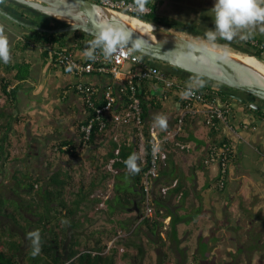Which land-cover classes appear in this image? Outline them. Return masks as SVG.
<instances>
[{
	"label": "trees",
	"instance_id": "16d2710c",
	"mask_svg": "<svg viewBox=\"0 0 264 264\" xmlns=\"http://www.w3.org/2000/svg\"><path fill=\"white\" fill-rule=\"evenodd\" d=\"M93 1L102 3V0ZM129 1L151 9L150 14L132 16V18H140L163 28L171 26V21L178 20L162 15L159 12L162 2L157 0ZM180 20L184 22L190 20L192 24L191 22L189 24L195 32L201 29L200 17L197 15L195 19H192L191 15L188 18L181 17ZM22 29L24 30L21 33L22 40H18L14 50H9V61L0 62V173L13 160H20L19 155L13 156L12 150L7 148V145L12 146L9 130L16 122L23 130L22 123L26 121L23 117L15 119L9 112L15 110L17 94L22 88L21 84H14L32 77L33 65L29 62H15V55L29 48L39 47L42 49L45 63L49 60L52 62V67H56L59 65L58 56L61 52L67 51V54L73 55L76 49H83L94 38L80 32L49 35ZM70 35L76 36L73 47L68 45L67 38ZM241 48L243 50L237 52H244L260 60L264 59V41L250 37L243 41ZM63 69L66 70L64 67ZM170 74L176 75V73ZM180 81L182 85L194 87L198 93L207 95L211 100L218 98L222 103L233 104L234 99L219 91L222 86L208 79L202 80L204 84L197 85L183 76ZM134 85L135 96L141 100L144 119L147 122L145 133L150 138L151 112L162 109L160 99L152 95L150 88L156 91L158 87H164L155 80L138 81L134 82ZM164 90L166 94L179 93L177 88L170 90L164 88ZM73 91L83 97L81 93L74 89ZM131 94L130 86L125 83L119 105L115 107L116 111L120 112L124 109ZM93 102L96 106L102 105V101L97 96L94 97ZM179 102L183 105L185 100L182 99L181 102L179 99ZM260 103L264 104L262 101ZM84 105L88 115L78 129L80 148L84 146L81 127L90 120L94 112L85 102ZM242 106L247 115H252L256 119L254 127L264 122V111L254 110L248 105L242 104ZM209 129V136L215 143L220 141L232 143L229 137L223 134L225 128L219 122ZM18 133L20 137L24 135L20 131ZM117 134H124L126 138L119 139ZM218 136H221L220 140H216ZM181 138L182 136L178 137ZM194 139L196 140L191 135L187 140ZM101 142L107 149L105 154L91 151L92 148L99 147ZM139 144L140 141L131 126H118L108 119L105 129L94 128L86 145L85 149L94 157L90 160L91 170L82 165L57 169L55 166L57 162L49 161L48 173L44 177L27 171L14 172L13 198L8 200L1 198L0 216L11 222L9 224L0 222V264H118L119 258L131 259L133 264H143L148 247H154L159 264H174L169 251L175 249L186 254V251L180 247L182 241L179 226L195 220L201 212V208L196 204L188 203L192 196V185L188 184L181 172L168 180L165 177L166 163H161L159 177L154 180L151 191L153 211L152 214H148L144 193L147 164L141 160ZM150 152L151 147L148 145L147 163ZM52 153L68 155L73 160L83 157L82 151L80 152L70 140L61 141L52 149ZM19 154H22V149L19 150ZM132 154H136L139 167V171L135 173L125 164ZM213 181L215 186L211 189L224 194L226 185L221 189L216 187L218 179L215 178ZM206 186L210 189L209 184ZM165 188L167 191H164ZM6 207L12 211L8 212ZM184 210L187 213H183ZM167 219H170L168 226L165 224ZM34 231L40 233L41 251L36 256L32 255V241L29 238V233ZM163 233L166 234V238L163 237ZM213 239L205 236L200 238L204 257H210L208 249ZM111 242L113 246L105 253ZM121 247H125L126 251L120 255ZM94 253L97 255H93ZM193 260L198 261V255H194ZM149 264H153L151 259Z\"/></svg>",
	"mask_w": 264,
	"mask_h": 264
},
{
	"label": "rangeland",
	"instance_id": "374dc122",
	"mask_svg": "<svg viewBox=\"0 0 264 264\" xmlns=\"http://www.w3.org/2000/svg\"><path fill=\"white\" fill-rule=\"evenodd\" d=\"M93 1V0H92ZM159 1V0H157ZM165 4L160 6L159 12L162 15H165L167 17H172L178 19L177 21H171V26L164 27L165 29H168L172 32L184 34L190 38L197 39L200 42L208 45L213 46L212 44L206 42L204 39V34L207 31V29H213V18L211 17L212 14L209 12L213 6H214V0H164ZM8 10V9H7ZM5 10V11H7ZM209 12V13H208ZM192 15V19H195V16L200 17L201 22V29L196 31L192 30V26L189 24L191 22L188 20V22H184L183 20H180L181 17L188 18ZM16 18H20L17 15H14ZM126 16V15H125ZM127 17V16H126ZM25 21H30V19H23ZM32 20V19H31ZM0 22L2 24H5L6 26L10 27L9 30L3 29L0 26V35H4L8 41H9V50L13 49L14 40L16 39V35L18 33H22L24 30L22 26L17 25L16 23L10 21L9 19L3 17L0 15ZM37 23L41 27H48L47 22L43 21L41 18H37ZM149 23V22H148ZM192 24V22H191ZM196 24V23H193ZM264 27V25H257L255 28L248 29L247 31H251L252 35L251 37H254L257 39V41H264V31H261V28ZM28 29V28H26ZM243 34V33H242ZM68 39V38H67ZM243 41L239 38V35L234 38L232 41H226L223 39H218L216 42V45L213 47H217L221 49L222 51L226 53H233L231 51H236L234 54H239L237 51L243 50L241 47L243 45ZM230 48V49H228ZM244 52H242L243 54ZM245 54V53H244ZM23 57H26V54H19L17 60L19 63L24 61ZM264 60V59H263ZM33 61L38 64L35 65L34 73L38 75V73L41 70L40 62L37 58H33ZM154 65L158 66L163 72L165 73H181L184 75H188L189 77H192L196 80H205L201 77L192 75L188 72H184L182 70H179L177 68L171 67L169 65H164L160 62L156 61H150ZM62 74L64 75V71L61 70ZM43 82H46V78H41ZM50 81V80H49ZM39 84H42L41 82ZM26 85L21 88V98L20 102L22 105L26 104V99L24 100V97L27 98L26 94H32L33 91L29 92L27 89H25ZM37 92V89H36ZM49 89V83L48 87L45 89L43 94H39V96L36 98L37 103H43L46 96L45 93H50ZM248 99V98H247ZM251 99V98H249ZM25 102V103H24ZM232 106L234 109H237L239 107H243L241 103L234 100ZM60 113V111H59ZM64 121H68L69 116L64 115ZM157 117L152 116L151 123L154 127L157 128L158 131H160L161 126L156 122ZM25 124V123H24ZM200 127L197 131H195L194 134L196 136V140H193L192 142H189L186 144L187 148L189 149L188 154L185 156L186 162L182 164L181 171L186 180L188 181L189 185H192V191L196 192V183L200 186L199 191V201L196 199L195 193L193 195V198L190 200L193 204H196L199 208H201V212L199 216L195 220H191L187 223L181 224L179 226L180 231V238L182 241L181 249L186 251V254H182L179 250H173L169 251L173 263L174 264H195L193 261L194 255H198L197 252V240L200 235L209 234L211 237H213L214 241L212 242L213 245L210 248L212 253L214 254L212 256L216 257L217 259L214 260L213 258L209 261V263L213 264H224V261H232L230 264H233L237 261V258L239 257L237 255V252L240 250L235 245L234 240H240L245 241L244 237V231L248 229L249 222L247 221V216H245L246 212H241L240 209L248 208V202L252 203L248 198H244L245 202H242L240 205L237 203V205L227 204L223 196V194L219 193L215 189H209L206 186V175L207 172L210 171L211 179L214 180L216 177V170L213 168H209L208 170H205L201 168V157L203 155V142L208 139L210 129L207 127L203 122H200ZM47 128V126H45ZM43 133H46L47 131L42 130ZM249 131L241 132L240 135H247ZM24 133V128H23ZM192 133L189 132L188 134ZM40 138V137H38ZM229 139L231 142L235 143V140L233 141V136L230 135ZM25 143V141H23ZM19 144V141L17 138H14V146H17ZM76 147L79 148L77 143L74 142ZM244 148L245 145L243 146ZM13 152V149H11ZM79 150V149H78ZM82 151L83 157L79 160H73L68 155H63L59 153L58 155L52 154L50 152V158L51 161H56V168H71L76 167L77 165H82L84 168L87 167L88 170H91L90 160L92 156L89 155L88 151L86 149H80V152ZM13 156L20 155L19 153H13ZM26 155H23V158H20V160H13L10 164H8L4 170V172H7L4 174H0V205H1V195L3 194V198L10 199L13 198L12 188L14 187L13 181H12V175L14 174V170L12 168L16 169V171L19 172H25L27 171L30 174H40L42 177L47 175L48 173V165L40 163L37 159L25 158ZM86 157V159L84 158ZM60 158H63L64 160H69V162H64ZM200 160V161H199ZM44 161V160H42ZM193 167H197L196 171H193ZM234 167V166H233ZM211 180V181H212ZM215 186V185H213ZM261 187V186H260ZM109 195V193L107 194ZM191 198V197H190ZM241 206V207H239ZM227 208L226 210H229V218L222 224H220V227H215V230L213 231L211 229V232H208V228L212 226H215V220L222 221L223 215H224V208ZM230 208V209H229ZM7 211L10 212L8 207H6ZM1 210V207H0ZM183 213H187L185 210L182 211ZM259 212V211H257ZM253 214L257 215V213L253 212ZM244 218H243V217ZM214 217L215 219H213ZM239 218H242V223L239 226L240 228L237 229L234 227V225L238 222ZM263 220V217H259ZM0 222H3L4 224H9L11 221L6 219L5 217L0 216ZM169 220L165 221L166 226H168ZM164 238H166V234H162ZM126 251L125 247H121L120 255ZM229 252V255L227 254ZM236 256V257H235ZM257 256H255L256 258ZM149 259L152 260L153 264H159L158 263V257L155 253L154 247H148V252L146 254V258L143 259V264H149ZM213 260V262H212ZM118 264H133V261L131 259L123 260L121 258L118 259Z\"/></svg>",
	"mask_w": 264,
	"mask_h": 264
},
{
	"label": "built area",
	"instance_id": "2783aa9c",
	"mask_svg": "<svg viewBox=\"0 0 264 264\" xmlns=\"http://www.w3.org/2000/svg\"><path fill=\"white\" fill-rule=\"evenodd\" d=\"M101 4L113 12L133 17L137 15H147L151 12L149 7L139 6L129 0H102ZM253 43L257 44L256 42ZM88 47L89 45H86L83 48V54ZM58 61V66L70 70L78 77L97 74L109 75L115 80H120L124 76L118 93L111 87L101 93V106H96L93 102L94 97H98V91L95 87L82 83L74 86L73 89L81 93L86 105L88 104L89 108L94 111L90 120L81 127V132L84 135V146L82 149L86 148L94 128L98 127L100 130L105 129L108 124V119L118 126H131L135 130V135L140 141L139 154L141 160L144 164H147V172L144 179V193L146 196L148 214H152L153 211L151 192L153 182L159 177L160 164H165L168 160V153L163 149V145L175 142L178 137L184 135L188 121H199L203 118L204 124L209 127L219 122L220 125L224 126L226 132L230 131L236 133L231 124V114L234 110L232 104L222 103L218 98L211 100L207 95L205 96L202 93H198L197 89L194 87L182 85L180 81L182 76L163 72L160 68L154 66L150 62V59L134 53L131 50H122L115 54L110 60H105L102 53L98 50L95 62L90 61L86 56L85 59H78L74 56V53L70 55L67 54V51H63L59 54ZM145 80H155L165 89L170 90L177 88L185 100V103L181 107L180 116L175 128L160 134L156 127L151 126L149 131L150 138H148L145 133L147 122L144 119L141 100L135 96L136 87L134 85V82ZM125 83L130 86L132 94L124 109L119 112L116 111L115 107L120 100L118 99V95L121 97L124 92ZM185 93L190 94L185 95ZM221 142L222 141L219 143L213 142L209 145L203 164L208 169L213 168L216 170L215 178L218 179L216 187L223 189L229 177L233 161L237 157V153L232 143ZM148 145L151 147V152L150 159L147 163L146 147ZM64 150H67V148H64ZM13 153L18 154L19 149H16ZM112 164L113 162L111 165ZM164 191H167V189L165 188ZM112 246L113 242L109 243L108 250H106L105 253H107ZM93 255H97V253Z\"/></svg>",
	"mask_w": 264,
	"mask_h": 264
},
{
	"label": "water",
	"instance_id": "95a60500",
	"mask_svg": "<svg viewBox=\"0 0 264 264\" xmlns=\"http://www.w3.org/2000/svg\"><path fill=\"white\" fill-rule=\"evenodd\" d=\"M22 6L30 8L36 12L42 13L60 24L65 26L47 29L40 25L25 22L17 19L7 11L0 8V15L10 21L40 33L49 35L84 33L94 37L97 29L101 26L112 25L118 28H124L131 35V41L127 47L132 46V42L139 45L136 50H131L152 61L160 62L165 65L177 68L192 75L208 79L222 88L219 91L243 105L257 111H264V107L258 103H249L247 98L234 94L229 90H234L246 95H250L259 101L264 102V73L247 65L234 56L223 52L221 49L208 46L197 39L186 35L172 32L160 26L153 25L154 28L148 32H143L133 27L128 21L121 17L119 13L113 12L101 3L92 0H10ZM144 21V20H142ZM146 22V21H145ZM264 63V60H262ZM162 89V94L164 93ZM244 117L245 112L242 108ZM235 109L231 114V119L238 120ZM245 124H243L244 126ZM235 127V124H234ZM240 133L243 131L241 125L235 127ZM248 128V126L244 127ZM46 130V128H44ZM47 135L46 133H42ZM264 138V132L261 140ZM246 145L242 154L244 166L242 171L245 176L239 183V192L245 195L250 190L254 193L255 188L260 189L256 193L257 202L253 206L262 212L264 218V182L258 186H252L251 181L254 169L248 166H258L254 164L253 150H259L254 143L245 140ZM245 183L247 185H245ZM252 199V198H251Z\"/></svg>",
	"mask_w": 264,
	"mask_h": 264
},
{
	"label": "crops",
	"instance_id": "0c3cea01",
	"mask_svg": "<svg viewBox=\"0 0 264 264\" xmlns=\"http://www.w3.org/2000/svg\"><path fill=\"white\" fill-rule=\"evenodd\" d=\"M18 40H22L21 33H18V35H16V39L14 40V45H13L14 47L18 43ZM75 40H76V36H73V35L68 36V45L73 47ZM14 47L12 50H14ZM13 53L15 52L13 51ZM21 53L26 54V57H23L24 61L22 62H29L33 65L32 77L26 81H23L21 83H16L14 85L21 84L23 87L25 84L26 85L25 89H27L29 92L33 91V93L26 94L27 98L24 97V100L26 99L27 103L22 105L20 102L21 92L19 91L17 94L18 101L15 103V110L10 111L9 113L13 115L15 119H17L18 117H23L25 119L24 121L28 122V126L26 127L27 128L26 130L29 132V136L30 137L32 136V138L33 137L38 138L39 134L41 135L43 133L42 130L47 131V134L51 133L50 132V129H52L50 128L51 126H53L56 129L60 128V126L57 123V118H58L57 111H58V105L60 104L61 100L63 101L66 100L67 104L71 106L73 104V102L71 101L76 100V98L79 97L77 96L78 94L76 95L75 93H71L69 88H72L79 83L91 85L96 88V90L98 91V99L101 100V93L110 87L113 88L118 93V90L124 80V76L120 80H115L109 75H97V74H90V75L78 77L76 74L72 73L70 70L66 69L64 71V69L58 65L56 67H52L51 61L48 60V62L45 63L43 56H42V49L39 47H32V48H29L25 52H20L16 54L15 59H14L15 62L19 63L17 58L19 54ZM74 56L78 59L80 58L85 59V55L83 54V49H76L74 51ZM33 58H37L40 62L41 70L38 73V75L34 73L35 65L38 66V64L33 61ZM61 70L65 72L64 75L62 74ZM176 75L188 78L189 81L194 83L195 85L204 84L203 81L193 79L192 77H189L188 75H184L181 73H176ZM41 78H46L45 80L46 82H43ZM40 82L42 84H39ZM48 83H49V89L51 92L45 93L44 96L46 97L44 99V102L38 104L36 102L37 101L36 98L39 96V94L44 93L45 89L48 87ZM158 88L159 89H157L156 91L153 88H150V91L152 92L153 96L158 97L160 99V102L162 104V109L152 111L149 120H150V124L153 126V124L151 123L152 116L165 118V125L161 127L159 131L160 134H163L164 132L171 131L175 128L177 120L180 116L181 107H182V104H180L179 99L182 102V99L184 98L182 94H179L177 92H173L172 94H166L164 92L162 94L163 88L161 87H158ZM36 89H37V92H36ZM118 99H120L119 95H118ZM118 105L119 103L117 104V107ZM235 113L238 116L237 117L238 120L234 121L233 119H231L232 126L234 127V124H235V127L237 125V127L239 128V125H241L243 129L242 132H245V131H249V132L247 135L241 136L240 132L237 131L235 127H234V130L236 131V133H232L230 131L223 132V134L227 135L228 137L232 135L233 141L235 140V143L232 142V144L236 149L237 157L234 160L230 168V176H229L230 182L228 183V186L226 188V193H225V195L228 194L229 196L230 195L234 196V198L235 196L239 197L242 195V192L241 191L239 192L238 185L242 181V178L245 176V173H242L243 166L245 165L244 162L242 161V154L244 151L243 142L245 140L255 143L257 147L260 146V148H262L260 149V153H261L260 156L262 158H260L259 160L260 161L259 164H261V166L256 168L257 171L255 170L256 173L252 175L253 181H251V183L255 182L257 185H259L261 182H264V157H263L264 138L263 140H261L262 134L264 132V122L259 124L257 127H254L253 126L254 123L257 122L254 116L246 115L244 117L242 110H238V109H235ZM86 115H87L86 110L84 108V119ZM200 122H203V118H201V120L199 121H188V124L186 125V131L184 135H182L181 139H177L175 142H171V143H167L163 145V149L168 153V160L166 161V164H165L166 165L165 171L167 172V175L165 177L168 180L174 177L176 173H180V172L182 173L181 167H182V164L186 162L185 156L189 152V149L187 148L186 144L189 142H192V140H187V139H189V137H191V135L194 134L195 131L199 129ZM243 124L245 125L243 126ZM45 126H47L46 130L44 129ZM246 126H248V128H244ZM18 131L23 133L21 125L17 124L16 122L11 126L9 130L10 142L12 146L7 145V148L13 149V152L17 148H19V150L22 149V154L19 155L18 157L23 158V155H26V153L31 150L27 146V141H26L25 136L23 135L20 137ZM191 131L192 133L188 134ZM117 137H119V139L121 138L125 139L126 135L117 134ZM193 137L196 138L195 135H193ZM14 138H17L19 141V144L17 146H14ZM71 138H72L71 141H73V143L74 142L78 143L77 136H72ZM220 138L221 136H218L216 137V140H220ZM23 141H25V143H23ZM57 141L58 143L60 142L56 138L53 140V142L49 143L51 146V148L49 149L50 152L52 151L53 147H56ZM213 142H214V139H211L210 136H208V139L203 142L202 147H204L203 149L204 151L201 157V161L199 160L201 163V168L203 169H205L204 168L205 166H203L202 162L207 155L209 145L212 144ZM38 145L39 144L34 145L33 148L37 149ZM92 150L95 153L102 154V155L107 152V149L106 147L103 146L102 142L100 143L99 147L92 148L91 151ZM50 152L48 155V159L50 158ZM88 153L90 156H92L91 159H94L90 151H88ZM84 158L86 159V157ZM60 159L64 162L65 161L69 162V160H64L63 158H60ZM196 168L197 167H193V171H196ZM209 174H210V171L207 172L205 180H206V185L209 184L210 189H211V187L214 185V181L211 179V176ZM199 191H200V186L198 183H196V192L192 191V196L189 199L188 203L193 204L192 202H190V200L193 198L194 193H195L196 199H198L199 201V195H200ZM248 198L253 199V195L251 193L248 194ZM236 203L237 202L235 201L234 204L236 205ZM250 218L251 216L247 217L248 220H252ZM240 220L242 221V218ZM203 236H209V235L205 234Z\"/></svg>",
	"mask_w": 264,
	"mask_h": 264
},
{
	"label": "flooded vegetation",
	"instance_id": "af4514ba",
	"mask_svg": "<svg viewBox=\"0 0 264 264\" xmlns=\"http://www.w3.org/2000/svg\"><path fill=\"white\" fill-rule=\"evenodd\" d=\"M159 2H162V5L165 4L164 0H159ZM0 8H2L3 10L8 9L7 10L8 13H10L11 15H13V14L17 15L18 17H20L19 18L20 20L30 19V21H25V20H23V21L33 23V24H37V25H39L37 23V18H41V19H43V21L47 22L48 27H45L47 29H54V28H59V27L65 26L64 24L57 23L55 20H53L52 18H50V17H48L42 13L36 12L30 8H27L25 6H22L16 2H13L10 0H0ZM0 26L3 29H7V30L10 29V27L6 26L5 24H2L1 22H0ZM225 89L234 93V94H238L244 98H248L247 100L249 103H252V102L258 103L264 107V104L260 103V101L258 99L254 98L250 95H244L243 93H240V92H237L234 90H229L227 88H225ZM69 90L71 93H75L77 95V93L73 91V88L72 89L69 88ZM77 96H79V95H77ZM249 98H251V99H249ZM71 102H73V104L71 106H69L67 104L66 100L65 101L61 100L60 104L58 105V111H57V114H58L57 123L60 126V128L56 129L53 126H51L50 127V128H52V129H50L51 133H49L47 135H44V134L40 135L39 134L38 137H40V138H34V137L32 138V136L30 137L29 132L26 130L27 129L26 127L28 126V122H26L24 124V136H25L26 141H27V146L31 150V151H28L26 153L25 158H27V159L33 158V160L35 158L40 163L48 165V162H49L48 155L50 152L49 149L51 148L49 143L53 142V140L56 138L60 142L61 141H67V140L71 141L72 136L78 135L79 126L84 120V108H85L84 100H83V97L79 96L76 98V100H72ZM233 109H234V107H233ZM237 109L242 110V107H239ZM59 111H60V113H59ZM64 115L69 116L68 121L63 122L64 121V118H63ZM245 115H247V114L245 113ZM27 120H28V118H27ZM77 140H78L77 145L79 146V148L77 147V149H79V151H80V149L82 150V148H80V139L77 137ZM59 143L57 141L56 144H59ZM37 144H39L38 148L37 149L33 148V146L37 145ZM254 145H256V144L254 143ZM51 153H52V151H51ZM253 153H254V164H258V166H253V167L248 166V167H251L252 169L256 170V168L261 166V164H259V162H260L259 160L262 157L260 156L261 153L258 149L256 151L253 150ZM263 157H264V155H263ZM42 160H44V161H42ZM12 170L17 172L15 168L14 169L12 168ZM3 172H4V170H3ZM5 173H7V172H4V174ZM242 173H244V172L242 171ZM253 174H255V173H253ZM13 175H12V178H13ZM229 176H230V174H229ZM229 182H230V177H228V179H227L226 188H227ZM245 185H247V184L245 183ZM251 185L255 186L254 183H252ZM258 186H262V185H258ZM259 190L260 189L255 188V191L252 194L253 199L248 198V194L251 193L250 190L246 191L245 195L239 196V197L235 196V198H234V196H231V195L229 196L228 194L225 195L226 192L223 194L224 198H226L225 199L226 205L227 204L235 205L234 204L235 201L237 203H239V205H240L242 202H245L244 198H248L252 202V203H249V202L247 203L248 208L240 209L241 212H246L245 216H247V217L251 216L250 219H252V220L247 219V221L249 222V225H248V229H246L244 231L245 241L234 240L235 245L238 247V249L240 251L237 252V255L239 257L237 258V261L233 264H264V222L261 218H259V217H263V216H262V212L258 208L256 209L253 207L257 202L255 195H256V193L259 192ZM1 197H4L3 194L1 195ZM237 203H236V205H237ZM239 207H241V206H239ZM226 209L227 208L225 207L223 219H221L222 221L215 220V223H216V224H214L215 226H212L211 228L209 226V228L207 230L208 232H211V229L214 231L216 226L220 227V224H222L223 222L228 220V218H229V212L228 211L229 210H226ZM257 211H259V212H257ZM253 212L257 213V215L253 214ZM212 218L215 219L214 217H212ZM240 219L241 218H239L238 222L234 225V227L237 229L240 228L239 226L242 223V221ZM201 237H203V235H200L198 240H197V252H198L199 260L198 261L193 260V261L195 264H211V263H209V261L212 258L214 260L217 259L216 257L212 256L214 254V252L212 253V251L210 250L213 243L212 242L210 243L209 249H208V251L210 253V257H204L203 253L201 252V241H200ZM205 237H211V235L205 236ZM227 254L229 255V252ZM255 256H257V257L255 258ZM212 262H213V260H212ZM224 262H225L224 264H230L232 261H224Z\"/></svg>",
	"mask_w": 264,
	"mask_h": 264
},
{
	"label": "clouds",
	"instance_id": "9594fccd",
	"mask_svg": "<svg viewBox=\"0 0 264 264\" xmlns=\"http://www.w3.org/2000/svg\"><path fill=\"white\" fill-rule=\"evenodd\" d=\"M209 12L212 14L214 28L207 29L204 39L213 46L218 39L232 41L238 35L241 40H247L252 35L248 29L264 25V0H214V6ZM261 31H264V27ZM130 41L131 35L124 28L101 26L84 54L90 61L95 62L99 50L105 60H110L122 50L139 48L134 42L131 47H127ZM9 59V41L4 35H0V62L7 63ZM188 94L190 93H185ZM156 122L163 127L165 118L157 117ZM125 164L130 171L134 173L139 171L136 154L130 155ZM29 238L32 241V255L36 256L41 251L39 231L29 233Z\"/></svg>",
	"mask_w": 264,
	"mask_h": 264
},
{
	"label": "bare ground",
	"instance_id": "6f19581e",
	"mask_svg": "<svg viewBox=\"0 0 264 264\" xmlns=\"http://www.w3.org/2000/svg\"><path fill=\"white\" fill-rule=\"evenodd\" d=\"M119 14L121 15L122 18H124L126 21H128L133 27H135L136 29H138L140 31L148 32L154 28L153 24L142 21L139 18H132V16L122 14V13H119ZM231 52H233V51H231ZM234 53H236V52L227 53V54L234 56L235 58L241 60L242 62L253 67L254 69L264 73V63L262 62V60L257 59L253 56H250V55L242 54L241 52H238V53H240V55L234 54Z\"/></svg>",
	"mask_w": 264,
	"mask_h": 264
}]
</instances>
